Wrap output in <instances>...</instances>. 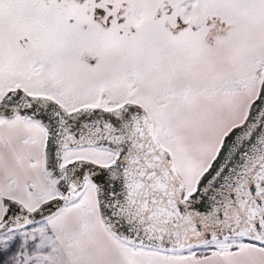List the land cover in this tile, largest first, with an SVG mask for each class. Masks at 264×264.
I'll use <instances>...</instances> for the list:
<instances>
[{
	"label": "snow or ice",
	"instance_id": "1",
	"mask_svg": "<svg viewBox=\"0 0 264 264\" xmlns=\"http://www.w3.org/2000/svg\"><path fill=\"white\" fill-rule=\"evenodd\" d=\"M0 264H264V0H0Z\"/></svg>",
	"mask_w": 264,
	"mask_h": 264
}]
</instances>
